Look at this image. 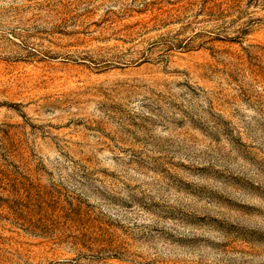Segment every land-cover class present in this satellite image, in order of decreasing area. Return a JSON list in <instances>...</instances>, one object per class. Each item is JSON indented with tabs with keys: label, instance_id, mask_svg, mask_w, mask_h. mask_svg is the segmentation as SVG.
Instances as JSON below:
<instances>
[{
	"label": "rangeland",
	"instance_id": "rangeland-1",
	"mask_svg": "<svg viewBox=\"0 0 264 264\" xmlns=\"http://www.w3.org/2000/svg\"><path fill=\"white\" fill-rule=\"evenodd\" d=\"M0 264H264V0H0Z\"/></svg>",
	"mask_w": 264,
	"mask_h": 264
}]
</instances>
